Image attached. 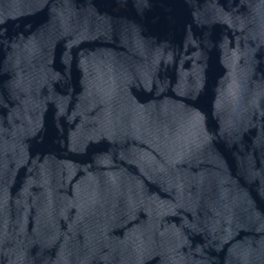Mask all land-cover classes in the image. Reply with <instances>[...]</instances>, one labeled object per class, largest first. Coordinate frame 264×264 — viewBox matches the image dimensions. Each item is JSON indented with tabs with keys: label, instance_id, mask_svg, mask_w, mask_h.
<instances>
[{
	"label": "water",
	"instance_id": "95a60500",
	"mask_svg": "<svg viewBox=\"0 0 264 264\" xmlns=\"http://www.w3.org/2000/svg\"><path fill=\"white\" fill-rule=\"evenodd\" d=\"M0 264H264V0H0Z\"/></svg>",
	"mask_w": 264,
	"mask_h": 264
}]
</instances>
